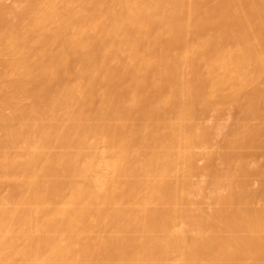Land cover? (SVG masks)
<instances>
[{
  "label": "bare ground",
  "instance_id": "bare-ground-1",
  "mask_svg": "<svg viewBox=\"0 0 264 264\" xmlns=\"http://www.w3.org/2000/svg\"><path fill=\"white\" fill-rule=\"evenodd\" d=\"M0 264H264V0H0Z\"/></svg>",
  "mask_w": 264,
  "mask_h": 264
}]
</instances>
